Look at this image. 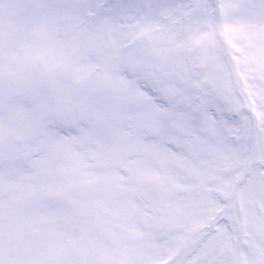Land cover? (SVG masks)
Instances as JSON below:
<instances>
[{
    "label": "snow or ice",
    "instance_id": "6c2138e0",
    "mask_svg": "<svg viewBox=\"0 0 264 264\" xmlns=\"http://www.w3.org/2000/svg\"><path fill=\"white\" fill-rule=\"evenodd\" d=\"M0 264H264V0H0Z\"/></svg>",
    "mask_w": 264,
    "mask_h": 264
}]
</instances>
